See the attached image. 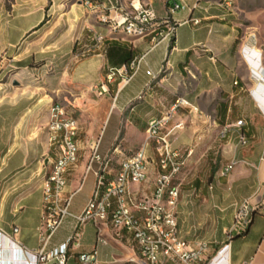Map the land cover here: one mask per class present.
Segmentation results:
<instances>
[{"label":"crops","instance_id":"1","mask_svg":"<svg viewBox=\"0 0 264 264\" xmlns=\"http://www.w3.org/2000/svg\"><path fill=\"white\" fill-rule=\"evenodd\" d=\"M144 1L157 18L179 22L192 16L201 23L178 25L172 42L151 47L150 37L110 33L99 23L97 10L84 3L62 9L63 2L55 0H0V264L33 263L31 253L41 247L37 228L44 180L53 158L48 123L54 102L78 123V162L68 176L65 195L73 194L69 212L79 214L96 186V165L87 169L93 145L98 142L99 152L111 155L104 173L108 182L124 159L118 156L140 147L149 122L163 116L178 97L191 106L180 107L166 126L181 166L173 180L179 190L174 214L186 241L210 245L206 258L194 264H264V160L260 159L264 128L259 127L264 121L257 115L253 101L257 91L252 90L257 81L252 63L257 55L243 51L247 41L236 46L232 2L170 0L169 4L201 5L193 12L171 14L168 0ZM61 23L63 27H58ZM94 32L106 36L103 44L95 45ZM82 49L89 51L76 55ZM142 56L129 81L118 76L107 84V92L99 94L111 67ZM258 61L263 66L262 57ZM246 66L251 74L245 72ZM149 69L156 78L146 73ZM110 119L118 125L117 133L102 151L104 126ZM239 120H243L241 127L236 124ZM241 132L249 140L246 146L238 143ZM152 151L153 145L148 148L149 154ZM232 159L237 163L222 175ZM156 178L157 167L150 164L147 179L132 183L130 191L137 197H151ZM85 186L86 200H75ZM246 200L252 204L248 228L229 238L236 206ZM74 232L75 220L68 215L47 248L64 243ZM81 232L79 244L68 245L66 264H84L81 255L94 249L96 264H127L137 254L132 235L111 223L89 222ZM164 264L188 263L168 260Z\"/></svg>","mask_w":264,"mask_h":264},{"label":"built area","instance_id":"2","mask_svg":"<svg viewBox=\"0 0 264 264\" xmlns=\"http://www.w3.org/2000/svg\"><path fill=\"white\" fill-rule=\"evenodd\" d=\"M232 2V0H226ZM170 2V0H169ZM91 7L88 2H82ZM201 8L199 2L189 5L185 2L177 1L169 4V12L172 14L177 10H190L193 12ZM101 20H108L109 31L112 34L124 35L128 37L145 38L150 37L151 47L162 41L172 42L176 35V29L181 24L198 25L201 23L199 17H188L183 21H174L170 17L157 18L154 16L150 6L144 0L128 2L125 4L121 0H104ZM93 41L98 46L100 39L106 36L99 32L93 33ZM82 49L77 54H83ZM144 56L130 60L121 67H111L106 75V82L100 85L99 94L108 91L107 84L115 81L116 77L129 81L139 70ZM146 73L152 78L157 76L152 70ZM191 106L184 97H178V104H171L170 109L160 118L152 119V127L147 130V137L144 144L153 145V156L157 166L158 189L154 200H147V197H137L130 191V185L135 181H143L142 171V145L138 147L125 161H120L119 172L115 177L105 182V171L111 164V155H102L98 150V142L93 145L92 154L89 158L87 169H92L96 165L97 176L94 192L85 207L79 214H71L69 206L72 195H65V186L68 176L75 164V130L72 125V117L63 118L57 110H50V120L48 129L50 139L53 143V158L47 171L43 194L44 205L41 220L38 226V233L41 240V247L32 252L33 263L27 264H66L68 245L73 241L79 244L81 228L91 222L96 225L101 223H111L115 229L129 232L137 246V254L130 258L127 264H164L168 260H178L188 264H194L206 258L210 245L206 241L197 240L194 243L186 241L178 230L177 219L174 210L179 198V190L175 194H170L168 202H160V190L162 184H167L170 173L178 170L180 163L177 162L179 153L173 149L169 139V131H166L168 121L172 114L180 107ZM243 125V120L236 123ZM176 126H180V123ZM158 129H165V138H158ZM160 139H168V151H159ZM249 140L241 132L238 135V143L246 146ZM236 159H232L223 167L222 175H228L235 164ZM124 202H132V209H124ZM252 204L249 200L236 206V212L228 236L242 234L246 231L251 220ZM72 216L75 220V232L64 243L48 249V243L54 232L60 227L64 219ZM18 231L17 228L14 229ZM105 243V241H101ZM223 246L221 250L226 248ZM96 254L81 255L84 264H96ZM113 264V263H109Z\"/></svg>","mask_w":264,"mask_h":264},{"label":"rangeland","instance_id":"3","mask_svg":"<svg viewBox=\"0 0 264 264\" xmlns=\"http://www.w3.org/2000/svg\"><path fill=\"white\" fill-rule=\"evenodd\" d=\"M56 4L63 2L61 7H70L71 5H74V7H78L77 4H79L80 0H55ZM231 7L234 11V18H233V25L235 27V36H237V45L241 46L244 44V42H248L244 45L243 51L245 53L248 52V50L252 49L251 53H256L257 60L254 62L253 65H255V68H252V72L257 77V81L255 84V87L252 88V90L257 91L256 100H253L254 103H256V111L259 119L264 121V0H232ZM83 8V7H82ZM56 15L59 16V12H56ZM98 18V13H97ZM65 18H62V20ZM63 23L60 24L58 27H63ZM74 30L72 35L74 34ZM252 42V43H251ZM254 50L256 52H254ZM80 50H76L75 53L79 52ZM262 57V64L261 66L259 64L258 59ZM245 72H249L251 74V70L249 66L245 67ZM261 86L260 89H256V87ZM200 112V111H198ZM238 126V125H237ZM117 127L118 125L114 122L113 119H110L106 122L104 126V132L102 136V151H105L113 141L116 133H117ZM241 127V126H238ZM262 130L264 128V123L259 126ZM82 135V133H81ZM119 143V142H118ZM136 149L126 150L124 151V154H120L118 158H125L129 155H131ZM261 160H264V146L262 149V153L260 156ZM113 160V163H115ZM93 173L90 172L88 174V183L91 181ZM88 196L87 193V186H85L81 191H78L75 194V200L83 202L86 200Z\"/></svg>","mask_w":264,"mask_h":264},{"label":"bare ground","instance_id":"4","mask_svg":"<svg viewBox=\"0 0 264 264\" xmlns=\"http://www.w3.org/2000/svg\"><path fill=\"white\" fill-rule=\"evenodd\" d=\"M137 0H129V2H135ZM80 2V1H79ZM82 2H88V4L91 5V7L95 10H97L98 13V21L107 29H109V22L108 20H101L102 18V10L104 8V0H82ZM104 39H100L98 44H103ZM252 49L248 50V54L251 53ZM254 52H256L254 50ZM254 64V63H253ZM261 86L256 87V89H260ZM172 104H178V98L172 103ZM50 110H57V113L62 116L63 118H70V116L67 114L68 112L64 108V106L58 102H54L50 108ZM72 125L75 130V164L78 162V146L76 142V136L78 133V123L75 118L72 117ZM152 127V120L148 124L147 130H150ZM158 138H165V129H158ZM151 146V144H144L142 145V171H143V181L147 179V174H148V167L150 164H155L154 161V156H153V151L152 154H149L148 148ZM159 151H168V139H160L159 141ZM129 157V156H127ZM126 157L122 160L125 161ZM155 167L156 164H155ZM181 171V166H179L178 170L173 171L170 173L168 177L167 184H162L161 190H160V202H168L170 198V194H175V191L178 189L177 186L173 184V180L175 176ZM119 172V171H118ZM142 181H135L133 183H141ZM158 189V181L156 178V183H155V190L153 192V195L151 197H147V200H154L156 196V191ZM124 209H132V202H124Z\"/></svg>","mask_w":264,"mask_h":264},{"label":"trees","instance_id":"5","mask_svg":"<svg viewBox=\"0 0 264 264\" xmlns=\"http://www.w3.org/2000/svg\"><path fill=\"white\" fill-rule=\"evenodd\" d=\"M167 5H169V0L167 1ZM250 223V222H249ZM249 225V224H248ZM247 228H248V226H247ZM247 230V229H246ZM246 232V231H245ZM244 232V233H245ZM243 234V233H242ZM242 234H234L233 236H235V235H242Z\"/></svg>","mask_w":264,"mask_h":264}]
</instances>
